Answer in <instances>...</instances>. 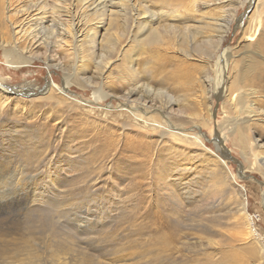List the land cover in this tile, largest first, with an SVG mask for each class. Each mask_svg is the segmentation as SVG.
I'll list each match as a JSON object with an SVG mask.
<instances>
[{"label": "rangeland", "instance_id": "obj_1", "mask_svg": "<svg viewBox=\"0 0 264 264\" xmlns=\"http://www.w3.org/2000/svg\"><path fill=\"white\" fill-rule=\"evenodd\" d=\"M246 5L244 0L238 7V16L245 12ZM260 7L259 19L245 21V30L237 29L234 22L222 50L228 49L230 53L229 86L235 89L245 84L257 88V102L264 106L263 0H260ZM248 34L254 36L248 39ZM175 53L164 52L158 59L159 77H168V86L179 94L194 92L198 88L193 80L203 73L206 63L195 60L178 65ZM118 56V53L112 55L114 60ZM252 56L260 63L263 61L260 76L254 74L256 71L250 75H242L240 71ZM71 59H75L73 55ZM216 60L214 57L206 64L212 77L211 102L193 103L198 113L196 117L172 116L176 124L189 130L201 125L206 147L196 140H181L178 143L184 147L174 149L169 142L156 147V132L133 122L122 126L125 119L120 111L109 115L98 113L94 110L97 105L90 87L82 88L74 83L70 88L85 103L69 101L57 92L53 96L39 95L51 78L45 64L37 61L19 72H12L3 64L0 49V83L18 92L10 96V102L0 115V228L12 229L21 235L25 231H35V247L44 253L40 264H52L46 250L48 243L70 246L64 253L65 264H123L112 260L109 253L113 248L150 242L170 234L173 236L172 251L149 256V262L143 259V262L132 264H203L206 260L216 261L223 253L243 260L246 255L243 241L236 242L234 249L226 245L237 235L235 232L244 229L238 202L241 197L245 200L247 219L264 246V167L254 164L250 155L245 156L247 152L244 153L236 136L223 130L224 121L233 117L234 112L226 97L215 96L222 92L218 82L222 76L217 74ZM113 70L118 72L116 66ZM79 73L83 75L82 71ZM63 76V71L52 70V77L61 84ZM198 84L202 83L198 80ZM33 87L36 89L30 90ZM16 96L24 100L14 99ZM112 101L118 105V101L111 98L107 104ZM86 104L93 108L85 107ZM201 116L207 122L210 119L209 126L200 124ZM123 127L130 129L125 132ZM245 133H249L252 140L259 136L253 130H245ZM218 134L225 142L220 150L215 144ZM216 163L227 167L236 189L232 185L228 189L212 186L219 189L220 206L214 210V216L207 214L209 221L203 220L205 215L204 218L195 217V222L191 220L194 216H189L191 214L184 212L176 200L167 195L162 179L172 178L178 193L187 182L196 194L207 192L210 179L221 168ZM185 216L191 217L189 221ZM10 236L2 235L1 245H11ZM209 237L214 239L215 245L207 243ZM218 241L221 247L216 244ZM192 242H196V246ZM223 244L227 247H222Z\"/></svg>", "mask_w": 264, "mask_h": 264}, {"label": "bare ground", "instance_id": "obj_2", "mask_svg": "<svg viewBox=\"0 0 264 264\" xmlns=\"http://www.w3.org/2000/svg\"><path fill=\"white\" fill-rule=\"evenodd\" d=\"M243 1L0 0V49L3 64L12 72H19L37 61H42L48 68L51 78L41 90V94L38 93L39 95L53 96V93L57 92L59 96L69 101L85 103V100H80L79 95L71 92L70 88L74 83L82 88L90 87L97 105L94 110L98 113L109 115L120 111L125 119L122 121V126L133 122L148 131L156 132L158 135L156 147L159 148L162 142H169L174 149H181L180 147H184L178 143L181 140L188 142L196 140L201 146L206 147L203 139L205 133L199 128L201 125H196L189 130L176 124L172 116L196 117L198 113L194 111L192 104L201 100L204 102L209 100L208 104L211 102L209 98L213 93L210 86L212 77L207 71L206 64L216 57L217 74L222 76L218 80L219 85H222V92H217L215 96L226 97L234 112L233 117H227L224 121L223 130L236 136L244 153L247 152L245 156L250 155L255 161L254 164L264 167V140L262 139L264 106L257 102L255 96L257 88L253 89L251 85L247 87L245 84L235 89L229 86L230 53L228 49L222 50L224 40L233 28L234 22L236 28L240 30L248 19H259L260 0H246L245 12L241 16L237 15L238 7L243 4ZM250 36L254 34H248V39ZM173 51L177 53L174 57L178 65L184 62L192 63L195 60L206 63L203 73L200 72L199 78L193 80L198 88L194 92L179 94L168 86V77H159L160 71L158 72L156 62L161 59L164 52ZM72 52H74L72 55L75 59H71ZM114 53L119 54L117 60L112 57ZM252 57L240 71L242 75H250L256 71L254 74L260 76L263 61L260 63L254 56ZM115 66L118 69L117 73L113 70ZM53 69L63 71L62 84L52 77ZM80 71L83 75H80ZM198 80L202 83L201 86ZM33 89L36 87L30 88V90ZM12 94L18 95L15 88H9L0 83V115L5 105L10 102ZM16 98L23 99L19 96L14 97ZM110 98L116 99L118 105L113 101L107 104ZM87 104L85 107L93 108ZM238 105L241 106L240 109ZM201 118L200 124L204 123L209 126L210 119L208 118L207 122L205 117L201 116ZM128 127H123V129H130ZM245 130L258 132V138L252 140ZM216 138L215 144L220 150L225 142L222 135L218 134ZM218 166L221 165L218 164ZM226 168L221 166L217 175L210 179V188L206 190L207 192L196 194V191H191L190 184L187 182V186L181 188L178 193L177 188L173 187L172 178H163V187L167 188V195L174 198L184 212L191 214L189 216H194L191 220L196 222L195 217L204 218L205 215L203 220H208L207 214L214 216L216 214L214 210L220 206L217 200L219 189L216 187L227 189L230 185L235 187ZM215 185L218 186L212 187ZM235 191L238 192V190ZM244 201L241 197L240 201L238 200L244 229L235 232L237 235L231 237L226 245L234 249L236 242L243 241L242 245L246 249L245 258L236 260L232 258V255L223 253L221 254L223 256L217 257L216 261L207 262L206 260L203 264H264V246L259 242L256 232L247 219ZM186 218L189 221L191 217ZM193 221L191 222L194 223ZM31 223L29 222V228H32ZM11 231L14 234H11ZM13 231L5 227L0 228V237L11 235L10 238L13 239V246L12 244L4 246L0 243V264H32L33 262L40 264V257L44 253L42 254L41 250L35 247V235H37H33L35 231H25L22 235ZM172 238L170 234L158 236L150 242H141V240V243H138L140 245L118 248H113L115 246L112 245L113 249L109 251V255H112V260L118 263L132 264L141 260L143 262V259L147 260L149 256L155 257L160 252L163 254L172 249ZM219 241L216 244L220 246ZM208 242L215 245L212 237L208 238ZM192 243L196 246V242ZM47 246V253L53 260H51L52 264L66 263L64 253L70 246L59 243H48Z\"/></svg>", "mask_w": 264, "mask_h": 264}]
</instances>
